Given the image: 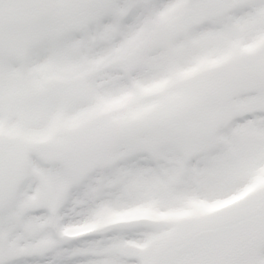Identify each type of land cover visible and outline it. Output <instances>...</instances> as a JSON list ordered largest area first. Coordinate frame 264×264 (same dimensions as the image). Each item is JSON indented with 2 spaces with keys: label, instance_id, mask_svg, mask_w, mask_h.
<instances>
[{
  "label": "snow or ice",
  "instance_id": "6c2138e0",
  "mask_svg": "<svg viewBox=\"0 0 264 264\" xmlns=\"http://www.w3.org/2000/svg\"><path fill=\"white\" fill-rule=\"evenodd\" d=\"M0 264H264V0H0Z\"/></svg>",
  "mask_w": 264,
  "mask_h": 264
}]
</instances>
